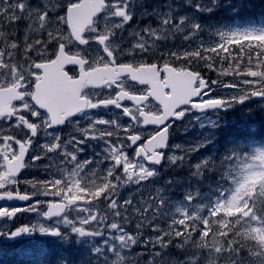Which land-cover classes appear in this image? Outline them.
<instances>
[{
    "label": "snow or ice",
    "instance_id": "obj_1",
    "mask_svg": "<svg viewBox=\"0 0 264 264\" xmlns=\"http://www.w3.org/2000/svg\"><path fill=\"white\" fill-rule=\"evenodd\" d=\"M249 102L264 0H0V264H264V129L224 118Z\"/></svg>",
    "mask_w": 264,
    "mask_h": 264
},
{
    "label": "flooded vegetation",
    "instance_id": "obj_2",
    "mask_svg": "<svg viewBox=\"0 0 264 264\" xmlns=\"http://www.w3.org/2000/svg\"><path fill=\"white\" fill-rule=\"evenodd\" d=\"M126 104H130V102H125ZM95 114L96 115H99V116H103L104 118H109L111 116H113L114 114L113 113H116V114H121L117 109H111L110 111H105V110H102V109H99V110H94ZM90 153H86L85 155H88ZM82 159L85 158L84 156L81 157Z\"/></svg>",
    "mask_w": 264,
    "mask_h": 264
},
{
    "label": "trees",
    "instance_id": "obj_3",
    "mask_svg": "<svg viewBox=\"0 0 264 264\" xmlns=\"http://www.w3.org/2000/svg\"><path fill=\"white\" fill-rule=\"evenodd\" d=\"M259 11H260V8L257 7L256 9H253L252 12L248 13V15H256V14L259 13ZM21 27H22V26H21Z\"/></svg>",
    "mask_w": 264,
    "mask_h": 264
},
{
    "label": "rangeland",
    "instance_id": "obj_4",
    "mask_svg": "<svg viewBox=\"0 0 264 264\" xmlns=\"http://www.w3.org/2000/svg\"><path fill=\"white\" fill-rule=\"evenodd\" d=\"M225 67L227 68V65ZM132 228L135 229V226L132 227ZM146 231L150 233L151 232V229H147Z\"/></svg>",
    "mask_w": 264,
    "mask_h": 264
}]
</instances>
